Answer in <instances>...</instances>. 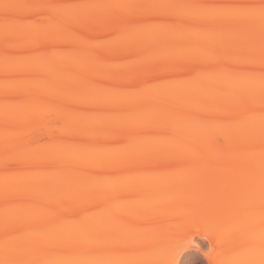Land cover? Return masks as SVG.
<instances>
[{"label": "bare ground", "instance_id": "1", "mask_svg": "<svg viewBox=\"0 0 264 264\" xmlns=\"http://www.w3.org/2000/svg\"><path fill=\"white\" fill-rule=\"evenodd\" d=\"M260 3L0 0V264H264Z\"/></svg>", "mask_w": 264, "mask_h": 264}, {"label": "rangeland", "instance_id": "2", "mask_svg": "<svg viewBox=\"0 0 264 264\" xmlns=\"http://www.w3.org/2000/svg\"><path fill=\"white\" fill-rule=\"evenodd\" d=\"M172 256L176 264H215V243L209 236L193 235L176 246Z\"/></svg>", "mask_w": 264, "mask_h": 264}, {"label": "snow or ice", "instance_id": "3", "mask_svg": "<svg viewBox=\"0 0 264 264\" xmlns=\"http://www.w3.org/2000/svg\"><path fill=\"white\" fill-rule=\"evenodd\" d=\"M3 7L8 8V7H12V5H3ZM259 9H260V13H261V17L264 18V0H261V3L259 5Z\"/></svg>", "mask_w": 264, "mask_h": 264}]
</instances>
